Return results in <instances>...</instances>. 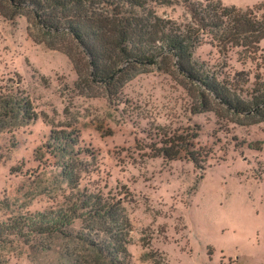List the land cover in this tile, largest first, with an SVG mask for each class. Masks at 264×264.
I'll list each match as a JSON object with an SVG mask.
<instances>
[{"label": "rangeland", "instance_id": "1", "mask_svg": "<svg viewBox=\"0 0 264 264\" xmlns=\"http://www.w3.org/2000/svg\"><path fill=\"white\" fill-rule=\"evenodd\" d=\"M213 1L257 16L264 3ZM187 4L147 0L143 12L184 24ZM28 26L24 14H0V97L27 102L0 109V264H115L93 245L105 236L86 228L96 226L89 202L128 219V264H264L263 117L218 105L164 62L108 97ZM193 58L227 80L239 104L264 84V38L250 54L222 51L207 34ZM201 103L215 111H194ZM188 129L206 156L201 168L152 155Z\"/></svg>", "mask_w": 264, "mask_h": 264}, {"label": "trees", "instance_id": "2", "mask_svg": "<svg viewBox=\"0 0 264 264\" xmlns=\"http://www.w3.org/2000/svg\"><path fill=\"white\" fill-rule=\"evenodd\" d=\"M185 1L190 20L184 24L143 12L147 0H0V14L8 19L24 14L29 23L28 33L34 39L31 27H41L50 40L36 41L64 52L80 83L86 87L100 86L108 97L116 96L140 69L164 62L203 87L218 105L238 114L255 112L264 119V84L249 103L239 104L231 84L206 74L193 58L194 48L207 34H211L222 51L235 47L250 54L255 52L264 38V3L260 7L262 14L257 16L252 11L226 7L213 0ZM3 98L0 97V109L14 111L18 104L26 107V101H4ZM201 109L215 111L203 103L201 107H194V111ZM196 137L197 133L189 129L183 133L175 131L150 150L153 156L185 159L201 168L206 156L202 147L196 146ZM89 205L96 226L86 228L105 236L103 242L93 245L110 262L128 264L124 260L129 256L125 238L128 219L118 215L113 204L89 202ZM54 228L57 229L56 221L47 229Z\"/></svg>", "mask_w": 264, "mask_h": 264}]
</instances>
